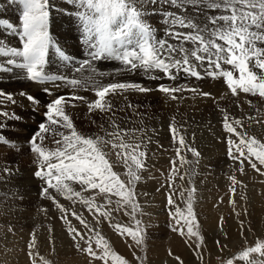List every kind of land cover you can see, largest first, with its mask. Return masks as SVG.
I'll return each mask as SVG.
<instances>
[{
  "label": "snow or ice",
  "instance_id": "snow-or-ice-1",
  "mask_svg": "<svg viewBox=\"0 0 264 264\" xmlns=\"http://www.w3.org/2000/svg\"><path fill=\"white\" fill-rule=\"evenodd\" d=\"M76 2L85 9L78 12V16L82 21L86 40L94 49L90 52L92 59L102 57L115 59L128 70L142 69L145 73L159 71L171 80H175L176 73L181 71L191 77L202 79L203 76L196 70L197 64L200 66L207 64L208 70L205 75L223 78L232 96H239L242 92L264 98V46H261L264 45V0H166L178 8L192 5L198 12L204 7L220 13L205 14L207 23H204L203 27L185 16L172 12L165 13L168 18L165 22L169 23L166 35L175 39L177 44H171L167 39L156 38L151 25L144 19L147 15L144 0H76ZM149 2L155 4L157 0H149ZM22 4L23 12L20 18L22 31L19 33L23 42L22 48H7L0 44V54L22 57L23 63L17 66L26 69L28 79L42 81L49 78L43 73V65L49 47L53 43L48 29V0H22ZM0 25L13 28L7 21L0 20ZM176 26L188 31H174ZM185 43H191L192 47H184ZM7 63L12 65L16 64V61L10 59ZM84 64L88 65L90 61L86 60ZM0 70L11 71V68H0ZM68 83L75 88L83 86L86 82L72 79ZM92 90L96 97L92 101H87L82 96L74 95L71 98L87 103L90 113L112 112V104L108 99L110 95L129 90L142 93L151 91L141 84L120 82L106 85L95 83ZM158 90L171 99H177L175 94L185 91L186 88L160 84ZM190 90L202 97L212 98L211 93L195 88ZM45 91L47 92L48 89ZM0 96L14 102L11 94L0 93ZM27 99L38 103L31 95H28ZM68 103L69 100L64 96L48 103L45 112L46 123L39 125V131L29 141L31 151L36 154V163L39 165L35 176L43 179L46 184L41 194L56 205L61 213L60 218L67 225L66 230L74 246L91 258L90 264L91 261L97 260L101 264H129L125 257L113 250L110 242L96 226L89 224L83 214L74 208H65L50 190H54L56 194L64 196L73 203L78 202L85 206L96 225L107 221L118 234L131 237L137 247L143 248L144 229L142 222L136 219L140 206L135 191L136 184L142 179L140 173L145 170L147 159L146 145L143 139L137 136V132L142 130L121 128L115 120L110 119L111 131L100 125L103 135L85 136L75 129L70 116L65 112ZM128 106L132 107L130 104ZM221 111L224 114L223 127L231 134L227 141L229 157L239 161L241 172L245 160L253 169L260 171L257 164L264 166V142L249 136L246 132L238 131L236 126L243 128L242 121L231 118L225 109ZM0 115L7 116L8 113L4 112ZM59 128L67 129L68 132H60ZM170 130L175 141L178 130L174 125L170 126ZM49 133L54 137H60L53 140L56 145L54 149L45 147L43 143L45 134ZM233 135L238 138V143L232 138ZM0 142L9 143L3 136H0ZM178 143L180 147L176 152L180 166L192 163L181 154L182 150L190 151L193 156L199 157V152L191 148L182 135L179 136ZM233 146L236 154L233 153ZM111 156H115V163L125 168V179H121L120 173L114 171ZM171 164L167 182L168 205L176 204L174 195H179L186 205L185 209L175 207L173 219L176 226L173 227V231L187 238L196 237L199 241L196 254L202 259L198 249L203 237L199 233V223L193 207L196 189L191 181V173L186 170L184 174H180L176 159H173ZM4 171L8 172L9 169L5 168ZM177 176L181 181L187 177L191 187L182 188L178 193L174 192L173 183ZM230 180L233 185L230 191L234 194L235 185L239 182L235 176L230 177ZM74 185H79L80 190H76ZM85 193L94 194L85 195ZM97 196L103 197L102 202H97ZM113 197L116 198L115 201ZM230 203L235 210V200H230ZM120 210H124L125 214L133 219L134 227L118 222L112 223L113 212ZM69 217L75 218L80 225H83L84 230L76 228ZM222 223L223 217H221V230ZM241 228L243 229V222ZM216 243L221 251L226 247L220 245V241ZM36 246L37 237L34 232L28 244V255L32 257L31 264H37L36 256L39 254ZM169 254L172 255L171 250ZM253 254L264 258V240L257 238L253 246L244 247L231 258L221 259V264H236L237 261L241 264H264V259L254 260ZM135 258L139 264H143L141 257ZM175 258L180 260L179 257ZM39 260L41 264H50V261L43 256H40Z\"/></svg>",
  "mask_w": 264,
  "mask_h": 264
},
{
  "label": "rangeland",
  "instance_id": "rangeland-1",
  "mask_svg": "<svg viewBox=\"0 0 264 264\" xmlns=\"http://www.w3.org/2000/svg\"><path fill=\"white\" fill-rule=\"evenodd\" d=\"M54 1H57L56 4L62 2L78 3L76 0ZM157 2H160L161 5L166 0H157ZM145 4L144 9L148 12L144 19L151 25L152 29L162 33L168 30L169 23L165 22L168 18L165 16L164 10L156 8L148 10L153 6ZM189 6L190 8L193 7L192 5ZM79 7L80 10H84L80 5ZM201 11L204 14L212 15V10L207 8L202 7ZM22 12V0H0V20L7 21L8 24L13 26V28H8L5 25H0V31L4 33L6 38L11 36L10 38H14L15 41H22L19 35L22 31L20 24ZM65 13L68 17L70 16L68 11ZM57 14L59 15L58 11ZM58 24L62 25V31L56 29L53 36L67 42L61 45L64 47V50H62V52L64 51V58H66L65 56L70 58L69 61L66 60L69 66H81L84 61H90L89 59L92 58L90 52L94 49L90 47L89 42L86 40V34L83 31L82 21L78 14L73 13L66 23L59 22ZM2 44L7 48L19 47V45L12 47L8 43ZM188 45V48L192 47L191 43ZM12 58L13 56L10 54L7 56L0 54L3 63L0 68H9L10 65L7 61ZM21 59L22 57H14L12 60ZM99 61L122 64L120 61L111 58L103 59L102 57ZM224 67L230 68V66ZM5 73H8V71L2 70V74ZM64 73H66L65 70ZM204 77L203 75L202 79H205ZM206 77L205 80L216 79L219 83L222 82L221 85H225L223 92L217 98L221 101L218 116L214 117L211 112H195L192 108L189 112H184V114L190 116V127L183 126L182 122L176 121L177 118L180 119L179 109L171 110L168 106L161 107L160 100L154 97H149L147 100L142 97L130 102L132 107L128 106L129 103H123V105L118 103L120 106L118 104L112 106V112L110 113L80 111L78 115L70 116L75 129L85 136L103 135L100 125L111 131L110 119L115 120L121 128L142 130L137 132V136L142 138L146 145L147 159L145 170L140 173L142 179L136 184L135 191L140 206L136 213V219L142 222L144 229L143 248L137 247L131 237L118 234L107 221L96 225L85 206L78 202L73 203L65 199L64 196L56 194L54 190H50L53 191L59 203L64 205L65 208H74L77 212L83 214L89 224L96 226L110 242L113 250L125 257L129 264H139L135 258L136 256L143 259V264H181V261L182 264H221V259L231 258L244 247L253 246L257 238L264 240V166L257 164L260 171H256L245 160L243 172H241L239 161L229 157L227 141L231 134L227 133L223 127L224 114L221 111V109H225L231 118L242 121L243 128L234 125L238 131L246 132L249 136L264 142V98L255 99L256 103L254 104L249 101L253 100L249 97V94L247 97L245 93L241 92L239 96H232L233 99L228 101L227 96L230 92L224 79L212 78L207 75ZM142 82L129 83L142 85ZM161 84L168 86L166 83ZM207 86L210 85L207 84ZM22 93H25V90ZM208 93H211L212 98L207 99L209 102L206 107L213 101L212 91L209 90ZM57 94L59 93H55V95ZM48 95L46 92L36 94L35 96L39 99L38 104L46 107L52 101ZM61 95L69 100V103L65 106V112L70 109L68 107H70L71 101H78L71 99L74 95ZM87 99V101L90 100ZM246 103H248L247 110L245 108ZM171 112L175 114L172 115ZM12 113L15 115V109ZM29 116L37 121V124L32 127L31 132L25 133V136H22L21 139L26 140L28 138L30 141L32 136L39 131V125L46 123V117L45 112L38 113L36 110L30 111ZM249 117H255V119H249ZM7 123L10 125V120ZM171 125L185 130L182 134L178 132L175 141L170 130ZM14 126H19V124L16 123ZM6 127L7 125L0 129V135L14 141V144L18 146L23 145V147H17L14 152L10 151L13 153L6 155V157L0 152V181L2 183H0V264H31L32 257L28 255V244L31 240V234L34 232L37 237L36 251L39 254L36 256L37 264H41L40 256L45 257L50 261V264H90L91 258L82 251H78L74 246L66 230L67 225L60 218L61 213L56 205L51 199L42 196V189L46 187V184L43 179L35 176L39 165L36 163L37 157L31 151L29 142L27 140L25 143L20 142V134L6 129ZM190 130L194 132L191 133ZM58 131L68 132L64 128H59ZM180 135L184 137L191 148H194L200 154L197 158L193 156L192 152L182 150L181 154L192 162L183 166L179 165V157L176 152V149L180 147L178 143ZM59 138V136L54 137L51 133L45 134L44 146L54 149L56 145L53 140ZM232 138L237 143L239 142L234 135ZM191 140H201L206 146L199 149L197 143ZM233 153L236 154L235 146H233ZM110 159L114 162V171L120 173L121 179H125V168L121 164L115 163V156H111ZM173 159L177 161L180 174H184L186 170L191 173V181L196 189L193 207L199 223V233L203 237L198 249L202 259L196 254V246L199 243L196 237L187 238L173 231V227L176 226L173 219L175 207L186 208L185 202L181 200L179 195L173 196L176 201L175 205H168L169 188L167 182ZM5 168L9 171L5 172ZM232 176H235L239 182L235 185L234 194L230 191L233 186L230 180ZM74 187L76 190H80L79 185H74ZM189 187L191 185L187 177L181 181L177 176L173 183V191L177 193L182 188L187 189ZM92 194L94 193H85V195ZM115 199L113 197L114 201ZM233 199L235 200V210L230 203V200ZM102 200V196H97L98 203ZM113 206L115 207V205ZM221 217H223L222 230ZM69 219L76 228L81 231L84 230L83 225H80L75 218L69 217ZM117 222L122 225L135 226L133 219L125 214L124 210L113 212L112 223ZM241 222H243V229L241 228ZM217 241H220V245H226L223 251L217 246ZM169 250H171L172 255L169 254ZM175 257H179L180 260ZM162 258H168L170 261L161 262ZM252 258L257 261L264 259L256 256V254H253ZM91 264H101V262L98 260L91 261ZM236 264H241V262L237 261Z\"/></svg>",
  "mask_w": 264,
  "mask_h": 264
},
{
  "label": "bare ground",
  "instance_id": "bare-ground-1",
  "mask_svg": "<svg viewBox=\"0 0 264 264\" xmlns=\"http://www.w3.org/2000/svg\"><path fill=\"white\" fill-rule=\"evenodd\" d=\"M56 2L54 0H48V12H49L48 29H49V35L53 43L49 47V50L45 57V64L43 65L44 75L47 77H55V80L53 82H35L33 80L28 79L26 69H23L17 66L23 63V58L21 60H15L16 64L10 65L9 68H11V71H8V73L2 74V70H0V93L11 94L14 100V102H12V101L5 99L4 96H0V113H4V112L8 113L7 116L0 115V129L2 127H5V125H7L6 129L12 130L20 134V139H19L20 142L22 143H25L27 141L29 142L28 138L26 139L27 141L21 138L22 136H25L24 135L25 133L31 132L33 129L32 127L37 124L36 123L37 121H34L33 119L30 118L29 116L30 111L36 110L38 111V113H44L47 111V108L45 106L38 104L39 99L35 96L36 94H39L40 92L44 93L46 92L45 89H48L46 93L49 94L48 96L50 97L51 100L56 99L61 94H68V95L83 96V97L85 96L86 100H88L87 98H89L90 99L89 101H92L96 98L94 95V91L92 90L95 83L106 85L108 83H116V82L129 83V82L144 81L142 82V86L151 89L152 91L150 93L147 92L144 94L142 92L129 90V91H126L120 94L110 95L108 99L110 100L112 106H115L118 103L120 105H123V103L130 104V102H134L137 99H140L142 97H144L146 100L149 97L158 98L157 100H160L162 104L161 107L168 106L169 108H171V110L172 109L180 110V113H179L180 119L177 118L176 121L182 122L183 126L190 127V121H191L190 116L184 114V112H189V110L192 108L194 109L195 112H211L213 113L214 117L218 116V109L221 104V101L217 98H218V95L221 92H223L225 85L223 84L221 85L222 82L219 83L216 79H211V81H209L210 79L205 80L207 79L205 75V72L208 70L207 64H204L203 66H200L199 64H197V69H196L197 71L201 73L202 76L203 75L205 76L204 77L205 79H197L181 71L179 73H176L177 78L175 80L168 79L166 76H164L163 73L159 71H154V72H149V73H145L142 69L131 71L125 68L123 64L99 61L100 59L94 60L90 58L89 59L90 64L88 65L82 64L81 66H75V67L69 66V63L67 61H69L70 58H68V56H65L66 58H64V54H63L64 51L62 52V50H64V47L61 45V44H66L67 42L64 39L55 38L53 36L54 35L53 33L56 29L62 31L61 29L62 25H59L58 24L59 22L66 23V21H68V18H71L73 13L78 14L79 11H84L85 9L80 10L81 8L78 5L79 3L74 4V3H69V2H62V3L56 4ZM144 3H146L145 5L153 6L148 10H152V8H156L158 10L163 9L165 13L174 12L177 15L185 16L187 18L192 19L194 22L201 24V27H203L204 23H207L204 12L203 13L202 11L198 12L194 7L190 8L189 5H187L185 8H178L175 5H171L168 2H164L163 4L160 5V2L153 4L151 2H148V0H144ZM57 11L59 12V15L57 14ZM66 11L69 12L70 14L69 17L65 13ZM62 13L65 14L66 16L63 15ZM211 14L218 15L220 13L215 10H212ZM168 30H165L163 33L154 31L156 38L157 39H167L169 43L177 44L178 42L175 39L166 35ZM173 30L178 31V32L188 31V29L180 28L179 26H176ZM10 37L6 38L4 33L0 31V43L1 44L8 43L12 47L14 45H19V47L17 46L16 48H22V44H23L22 41H15L14 38H10ZM188 44L189 43H185L184 47L188 48L189 47ZM12 59H14V57ZM103 59H106V58L103 57ZM64 62L67 64H65ZM193 62L196 63L195 61ZM0 66H3L1 59H0ZM64 70L66 71V73H64ZM153 76L159 77V78L152 79L151 77ZM72 79H77V80H80L86 83H84L83 86L81 87L74 88L72 85L68 83V81ZM161 83H166L168 84V86L170 85V87L185 86L186 90L183 92L176 93L175 95L177 96V99H171L170 96L158 90V86ZM207 84L210 86H207ZM193 88L198 89L202 92H208L209 90H211L213 94V98L215 99H212L213 101L211 102V104L208 107H206L207 103L209 102L207 100L208 98L202 97L192 92L190 89H193ZM24 90H25V93L23 94L25 95H21L22 91ZM57 92L59 94L55 95V93ZM28 95H31L32 97H34L35 101H37L38 103L29 101L27 99ZM245 95L248 97V94H245ZM227 97H228L227 99L228 101H231L233 99L231 94H229ZM249 97L253 98V100H249V101L253 102L254 104L256 103L255 99L259 100L258 95L253 96L249 94ZM253 103L251 104L253 105ZM69 106L70 107L68 108L70 109L66 111V113L69 116H76L78 115V112L80 111L81 112L89 111L87 104L80 100L73 101V102L71 101ZM245 106L247 110L248 103H246ZM13 109H15V112H16L15 115L14 113H12ZM17 117H19L20 119H18ZM191 117H194V116H191ZM9 120L11 122L10 123L11 126L9 125V123H7V121ZM16 123H18L19 126H14L16 125ZM176 128L179 134H182V132L185 131L179 127H176ZM192 132L194 131H191V133ZM6 140L9 141V143L0 142V152L3 153L4 157H6V155L10 153L12 154L15 151L14 149H17V147L19 148L23 147V145L18 146L14 144L15 142L12 140H8V139ZM191 141H195V140H191ZM195 142L197 143V146H199V149L204 148V146H206V144H204V142L201 140H196ZM192 143L193 145L196 146L194 142ZM10 151H13V152H10ZM26 189H22V190L25 191ZM162 261L168 262L170 260L168 258H162L161 262Z\"/></svg>",
  "mask_w": 264,
  "mask_h": 264
}]
</instances>
